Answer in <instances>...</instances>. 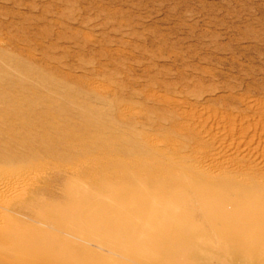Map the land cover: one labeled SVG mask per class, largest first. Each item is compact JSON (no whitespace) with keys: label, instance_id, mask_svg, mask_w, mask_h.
Returning a JSON list of instances; mask_svg holds the SVG:
<instances>
[{"label":"rangeland","instance_id":"1","mask_svg":"<svg viewBox=\"0 0 264 264\" xmlns=\"http://www.w3.org/2000/svg\"><path fill=\"white\" fill-rule=\"evenodd\" d=\"M243 196L264 0H0V264L257 263Z\"/></svg>","mask_w":264,"mask_h":264},{"label":"bare ground","instance_id":"2","mask_svg":"<svg viewBox=\"0 0 264 264\" xmlns=\"http://www.w3.org/2000/svg\"><path fill=\"white\" fill-rule=\"evenodd\" d=\"M12 186V185H11ZM9 187V184H5L3 185L1 188L2 189H5ZM11 190V189H10ZM14 190V189H13ZM6 191V190H5ZM15 191V190H14ZM6 194V193H5ZM205 198V197H204ZM224 199V198H223ZM222 199V200H223ZM230 199V198H229ZM209 200V199H208ZM207 199H205V203H207L209 205V202H208ZM221 200V199H220ZM221 200V201H222ZM237 200V199H236ZM213 201V200H212ZM219 202V201H218ZM219 205V204H217ZM234 211L232 213H226L224 215V217L226 218H232V220L237 217L235 219V221L237 222V224L235 225L234 227V230L237 232V234L239 235H243V234H248L249 236L248 237H257V246L260 247L261 251H264V204L262 205L261 202H258L257 200L254 199H251L250 197L248 196H243V198L237 200V202H234ZM212 208V207H211ZM110 222V221H109ZM10 238V237H9ZM6 239H8L6 237ZM262 240L261 242H259L258 240ZM5 240V239H4ZM9 240V239H8ZM246 242L245 241H240V242H234L233 244V255H235L238 259V261H245L246 259V264H264V259H262L261 261L258 260L257 263H251V262H247V258H246V255H245V252H244V248H245V245ZM45 253V251L43 252ZM43 255V254H42ZM52 255V254H51ZM1 256V255H0ZM44 256H46L47 259H49L50 257V254H45ZM3 257V256H2ZM43 257V256H42ZM64 257V256H63ZM61 258V261L63 260L64 261V258ZM66 257V256H65ZM264 257V256H263ZM7 258V256H6ZM45 258V257H44ZM57 258V257H56ZM54 256L50 257L51 260L55 261L57 260ZM67 258V257H66ZM65 258V259H66ZM49 259V260H50ZM74 259V258H73ZM11 260V259H9ZM13 260V259H12ZM42 260V259H41ZM40 260V261H41ZM46 260V259H44ZM48 260V261H49ZM70 260V259H68ZM47 261V262H48ZM60 261V262H61ZM2 262V261H1ZM5 262V261H4ZM13 262V261H11ZM51 262V261H49ZM66 263H70L69 261H64ZM14 263V262H13ZM43 263V261H42ZM54 263V262H53ZM59 263V261H58ZM44 264V263H43ZM46 264H49V263H46ZM51 264V263H50ZM72 264V262H71ZM76 264V263H74Z\"/></svg>","mask_w":264,"mask_h":264}]
</instances>
